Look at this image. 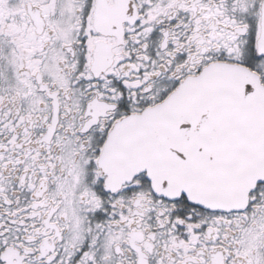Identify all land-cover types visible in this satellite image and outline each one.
I'll list each match as a JSON object with an SVG mask.
<instances>
[{"label":"snow or ice","instance_id":"1","mask_svg":"<svg viewBox=\"0 0 264 264\" xmlns=\"http://www.w3.org/2000/svg\"><path fill=\"white\" fill-rule=\"evenodd\" d=\"M0 264H264V0H0Z\"/></svg>","mask_w":264,"mask_h":264}]
</instances>
